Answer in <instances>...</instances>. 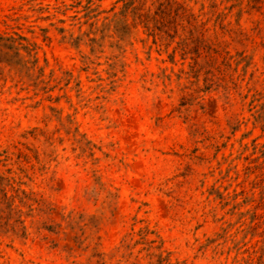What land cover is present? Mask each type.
I'll list each match as a JSON object with an SVG mask.
<instances>
[{
	"label": "rangeland",
	"instance_id": "obj_1",
	"mask_svg": "<svg viewBox=\"0 0 264 264\" xmlns=\"http://www.w3.org/2000/svg\"><path fill=\"white\" fill-rule=\"evenodd\" d=\"M0 35L37 59L0 56V264H264V0H0Z\"/></svg>",
	"mask_w": 264,
	"mask_h": 264
},
{
	"label": "trees",
	"instance_id": "obj_2",
	"mask_svg": "<svg viewBox=\"0 0 264 264\" xmlns=\"http://www.w3.org/2000/svg\"><path fill=\"white\" fill-rule=\"evenodd\" d=\"M21 42H25V44ZM3 51H6L4 52L5 55H7L9 52H12L15 57H19V52L23 51L27 57L34 59L31 62L32 67H35L37 63V59L35 58V46L30 44L23 37H18L17 39H14L12 37L5 38L0 35V56Z\"/></svg>",
	"mask_w": 264,
	"mask_h": 264
}]
</instances>
